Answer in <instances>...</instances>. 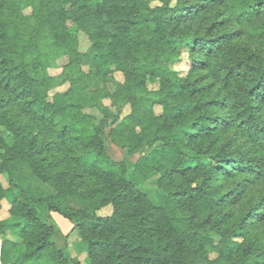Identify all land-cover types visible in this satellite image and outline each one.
Segmentation results:
<instances>
[{
	"label": "trees",
	"instance_id": "trees-1",
	"mask_svg": "<svg viewBox=\"0 0 264 264\" xmlns=\"http://www.w3.org/2000/svg\"><path fill=\"white\" fill-rule=\"evenodd\" d=\"M0 133V264H82L52 212L87 264H264V0H0ZM25 175L51 195L34 198ZM153 176L158 205L138 187Z\"/></svg>",
	"mask_w": 264,
	"mask_h": 264
},
{
	"label": "rangeland",
	"instance_id": "rangeland-1",
	"mask_svg": "<svg viewBox=\"0 0 264 264\" xmlns=\"http://www.w3.org/2000/svg\"><path fill=\"white\" fill-rule=\"evenodd\" d=\"M45 1H49V0H45ZM153 4L154 5L158 4V2L156 1ZM76 11L72 12L73 16L75 15ZM31 12H32L31 8H28V9H26L24 11V13L26 15L31 14ZM68 25L72 28L74 33L79 38V49H80V51L87 52L88 49L91 46V42H90L87 34L84 31H80L79 29H77L76 26H74V23H73L72 19L68 21ZM186 44H187L186 42L178 43V47L181 50H183V52H182V55H181V59L179 61H177L174 64V66H173L182 76L186 75V73L189 70V65H190V61L188 59V54L186 52V48H187ZM94 61H95V59L93 57L84 58L83 65H84L85 69L88 70V67ZM68 62H69V58L68 57L60 58L58 60V64H59L60 67L57 68V69H50V72L52 74L60 73L61 72V67H63ZM114 71H115L114 72V76L117 78V80L120 81V82H123L124 81V74L122 72H120L119 70H117V69H115ZM99 85L107 86L108 89L111 92L115 91V87L112 84L105 85L103 82L100 81ZM150 87L151 88H155L156 84H150ZM67 88H68V85H64L62 87H59L58 89L61 90V91L62 90L64 91ZM76 98H77L76 102H81V103H83L85 105H89L90 98H89V93L88 92H85L83 95H81L80 98H78V97H76ZM105 103L112 108L114 113H118L119 114V112H120L121 116L128 114L129 111H130V106L128 104H124L123 102L119 103L115 107H113L111 105L110 100H105ZM161 111H162V108L160 106H157L156 107V112L157 113H161ZM99 116H100V119H101L102 116L101 115H99ZM97 123H98V126H99L100 121L99 122L96 121V125H97ZM100 125H102V124H100ZM102 127H105L106 131H108V127H107L106 124H103ZM115 127H116V129L120 130V129L123 128V124L119 123ZM0 136L3 139H5V140L8 139L5 135H3L1 133H0ZM147 152H148V150H147V148H145L142 151H140L139 153L133 155L129 159V162H130L129 176L130 177L132 176V173L134 171V168H133L132 165L135 162H137L141 157H143ZM108 154L115 161H121L124 158V150H122L119 146H117L116 144H114L112 142L110 143V146H109V149H108ZM157 179H158V176H153L149 180H147L145 183H143V184L139 183L138 187L144 193H146L149 196V198L155 204L158 205L162 201V196H161V194H160V192H159V190L157 188ZM0 181L5 187H8L9 183H8V180H7V178L5 176L0 175ZM23 181L26 184H31L32 185V186L30 185L28 187V189H29L28 191H30V194L33 195L34 198H36V199L38 198L39 199V198H43V197H45L47 195H51V194H48V193H50V190H47L46 192L40 193L35 188L36 184L34 183V181L31 180L30 178H28V176H26V175L23 176ZM2 204H3V207L0 210V219L1 218L2 219L6 218L9 215L8 209L10 208V199H4L2 201ZM78 206L79 205L74 200L67 199L64 202V206L63 207H65V208H75V207H78ZM40 207H41V213H43V214H48L49 213L48 208L46 206L43 205V206H40ZM112 212H113V207L111 205H109V206H106V207L102 208L101 210H99L98 211V215H100V216H108V215H111ZM51 214H52L55 222L59 226V228L57 229L56 242L58 243L60 248H64L67 253H70L71 255L79 258L82 264H87L86 261H85L87 253L82 252L80 239L78 237L77 232L75 230H73L72 222L70 220H68L67 218L63 217L61 214H59L57 212H52ZM59 231L61 232V234L58 235ZM65 236H67V238H65ZM209 254H210L212 259H214V258H216L218 256L216 251H210Z\"/></svg>",
	"mask_w": 264,
	"mask_h": 264
},
{
	"label": "crops",
	"instance_id": "crops-1",
	"mask_svg": "<svg viewBox=\"0 0 264 264\" xmlns=\"http://www.w3.org/2000/svg\"><path fill=\"white\" fill-rule=\"evenodd\" d=\"M5 187V186H4Z\"/></svg>",
	"mask_w": 264,
	"mask_h": 264
}]
</instances>
